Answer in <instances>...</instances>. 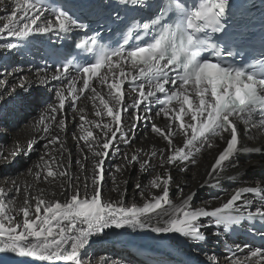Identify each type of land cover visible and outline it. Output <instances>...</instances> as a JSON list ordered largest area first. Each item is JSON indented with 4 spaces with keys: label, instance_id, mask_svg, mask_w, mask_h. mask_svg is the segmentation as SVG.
Masks as SVG:
<instances>
[{
    "label": "snow or ice",
    "instance_id": "6c2138e0",
    "mask_svg": "<svg viewBox=\"0 0 264 264\" xmlns=\"http://www.w3.org/2000/svg\"><path fill=\"white\" fill-rule=\"evenodd\" d=\"M113 6L115 19L119 20L120 8H131L141 12L150 13L147 22L139 25L144 31V37L149 38L142 46L127 47L128 41L118 47L109 48L101 44L103 39L98 32L86 39L90 41L91 47L87 44H80L77 47H85L90 53H95L94 63L89 58H83L85 66L80 69L83 73V88L79 91L91 90L93 99L99 101L101 107H96L95 116L101 118L109 117L111 123H99L88 121L80 109L79 128L82 133L74 137L83 141L81 151L84 148L92 155V167L90 177L85 176L83 194L77 179L76 184L69 182L67 190L63 193L70 198L64 202L60 200H46L41 190L36 196H32L25 189L24 206L19 209L23 215L22 223H17L12 215H8V208L4 200L11 190L5 191L0 188V251L12 252L20 256L37 257L42 261L55 262L64 261L69 264H91V261L84 259L87 247L96 238H102L109 229L123 228H149L154 233H176L194 242H203L207 239L203 232L204 225L201 218H209L210 222L217 227L223 226L227 232L232 226L240 225L243 219L254 220L257 217L264 222V207L257 208L255 213H249L247 217L243 214L234 215L233 212L240 206H247L248 201L243 199L246 193H264V188L238 187L226 202L212 210H205L197 207L189 209L188 205L194 199L196 193H191L187 198L183 197L180 208H175L170 199V184L172 177L167 174H157L151 180L150 186L141 190L140 184L134 185V191H139L140 196L146 202L142 207L133 203L127 206L124 197L127 193L125 188L121 191L117 180V174H123L128 168L139 163L141 172H146L150 167V160L157 153L149 154V159H143L137 152L131 155L125 153L119 163L112 166V191L118 193L120 199H102V189L106 177L105 165L113 147L118 141L130 145L135 138L134 133L139 127L140 121L147 123L151 120V102L163 96L159 100L162 105L157 115L163 114L167 120V127L161 128L156 123L151 124V132L166 141L165 150L160 151L161 166L185 164L181 171L186 170L188 163L195 164V154L202 149H214L217 147V140L224 143V147L218 152L211 170L208 172V179H217L226 165L239 167V161L235 157L241 152H248L247 148L241 146V134L239 125L245 121L251 124L255 113L253 109L259 105V112L264 113V78H259L256 70L258 63L264 75V59L253 64H236V50L244 39V33L237 35H225V25L221 22L225 17L229 0H200L198 7L188 5V0H169L167 8L161 7L159 0H108L105 8ZM81 7L97 11L98 6L86 2ZM45 8L42 0H15L11 14L0 16V20L6 21L0 27V36L7 34L6 38L27 40L32 34L48 33L58 30L63 33H70L74 29L87 27L80 22L79 16L72 8H63L54 12L55 19H43ZM9 9L5 6L4 11ZM174 11L178 19L174 25L164 24V13ZM111 17V13L109 14ZM43 21V22H42ZM215 34H220V40L214 39ZM144 37L137 36V40ZM223 45L221 47L220 45ZM2 47V45H0ZM7 48L14 47L8 43ZM207 54V58H205ZM69 63H57L55 74L51 77H44L39 80L40 85H46L49 80H61L68 72ZM133 71H125V68ZM107 68L109 75H102L100 70ZM8 76H15L16 72H7ZM131 77V79H129ZM95 78L102 86L107 87V99L101 91L92 87L90 81ZM140 78L147 80V84L136 81ZM10 91L7 87L9 81L0 78V119L7 115L6 105L11 104L16 113L29 109L33 103L31 91H25V78ZM132 84L131 92L137 93L133 98L132 119L129 122V129L125 131L123 115L129 112L125 98L128 95L124 91V85ZM175 89L169 91L167 86ZM69 87H72L70 84ZM76 91H69L65 95L63 87L55 89V101L46 103L42 107L39 118L34 125L43 129L47 143L44 145L45 154L40 157H50L35 172L37 179L46 171L45 180L48 178H66L68 172L63 164V154L66 151L59 134L66 130V120L60 114L64 112L68 97L76 98ZM147 104V110L143 115L140 108ZM95 106V105H94ZM264 119V116L261 117ZM90 125L85 128V125ZM264 127V125H260ZM93 127L98 131L94 134ZM53 128L57 129L52 134ZM251 127L248 129L250 132ZM184 137L183 147L174 143V137ZM131 136V139L129 138ZM50 137V138H49ZM55 145H59L56 148ZM33 143L27 144V149L32 150ZM22 149L12 151L9 155L14 160L22 154ZM118 151V150H117ZM257 154L264 156V148L256 149ZM59 153L61 159H56L55 153ZM5 164L12 161L3 156ZM87 156L84 159L87 160ZM83 172L88 169L84 163L77 161ZM260 163H264L261 161ZM57 165L54 171L50 166ZM64 169V170H60ZM31 171V170H29ZM91 180L89 189L88 180ZM264 183V182H262ZM208 180L203 186H207ZM151 189H161V194L148 193ZM64 188V185H61ZM15 191L19 193L20 188ZM264 200V195L260 197ZM35 201L34 213L33 205ZM165 206L174 208L170 213V219L151 226L146 222L147 217L163 210ZM43 213V214H42ZM33 216L35 218H33ZM5 222H8L7 225ZM219 233H216L218 235ZM247 247V246H245ZM260 257L257 264H264V251L257 249L251 252V258L255 260ZM213 261L215 257H209ZM218 264V261H217ZM231 264H242L238 259L231 260Z\"/></svg>",
    "mask_w": 264,
    "mask_h": 264
},
{
    "label": "bare ground",
    "instance_id": "6f19581e",
    "mask_svg": "<svg viewBox=\"0 0 264 264\" xmlns=\"http://www.w3.org/2000/svg\"><path fill=\"white\" fill-rule=\"evenodd\" d=\"M14 3L15 0H0V16L10 15ZM5 6L9 9L7 12L4 11ZM42 14L44 20L55 19V16L49 14L46 10H43ZM4 22L6 21L0 20V27L3 26ZM58 32V30H53L48 33H34L27 40L6 38V33L0 36V45H2L0 47V78L9 81L7 85L9 91L17 87L21 82L20 78L23 77L25 78V91H31L32 93L33 103L31 110L34 108V110H38L35 104L39 103L40 98L49 99L43 103L44 105L32 117L29 116L31 111L30 114L28 111L16 113L13 106L8 104L5 106L8 110L7 115L3 119H0V153L12 161L10 164H5L4 159L0 157V188H3L5 191L11 190L9 195L5 197L4 203L8 208L7 214L12 215L17 223H22L23 221V215L19 209L24 206L25 189L32 196H36L42 190L46 200H60L64 202L70 198V193L69 195L63 194L67 190L69 182L76 184L78 179L81 194H83L85 176L90 177L91 173L92 155L87 152L86 148L81 151L83 141L74 139V137H79L83 134L79 128L81 124L79 120L80 109L84 110L83 114L88 121H96L101 124L111 123L109 117L105 116L101 120V118L95 116L96 107L102 108V106L99 105L98 100L93 99L91 90H86L84 93L79 91L82 88L83 82L81 76L66 73L61 80H49L46 85L39 84L41 78L51 77L55 74L56 69L47 66L45 50L42 47L47 43H53ZM8 43H12L14 47L11 49L7 48ZM13 71L16 72L15 76L6 75L7 72ZM101 74H108L107 68ZM108 75L110 82V74ZM70 84L72 87H69ZM91 85L98 91H101L106 99L108 98L106 85L102 86L96 79L91 82ZM60 87L65 89L66 97L69 91L75 90L77 93L75 100L68 97L64 112L60 114L62 118H65L67 125L66 130L59 134V138L66 149L62 162L66 167L68 176L66 178L57 177L55 179L50 177L48 180H45V171L37 179L35 172L40 171V169L36 165L40 164L43 167L45 162L50 161V157H45V161L40 160V157L45 154L44 145L47 143V138H45L42 128L37 130L38 126L34 125V121L39 118L41 109L46 106V103L55 101V89ZM0 91H3V89L0 88ZM125 92L128 93L125 98L126 105L132 104L136 94L130 91ZM46 96H51V98ZM147 107V104H145L140 108L141 115L144 114ZM159 110L160 107L151 102V120L147 123L143 120L140 121L139 127L134 133L135 138L132 139L131 144L126 145L122 141H118L115 147L112 148L105 165L106 177L102 199L113 201L120 199L118 193L112 191L114 187L112 166L121 161L123 154L127 153L131 155L137 151L141 157V161L149 159V154L152 152H156L157 155L151 158L150 167L146 172L142 173L139 163H137L124 171L123 174H117L121 191H124L125 188L124 181L128 183L129 180H132V185L128 188L124 197L129 207L133 203L138 207H142L146 202L145 198L140 196L139 191H134V185L140 184L141 190H144L146 186H150L151 180L157 174L165 175V169H167V174L172 177L169 195L175 208H180L183 203L181 193H183L184 198H187L193 192L199 194V198L194 197L190 201L188 205L189 209L194 210L197 207H203L205 210L210 211L226 202L238 187H246L247 185L264 187V183H262L264 182V163H260L264 161V156L257 154L255 151L256 149L264 148V134L257 127L255 119L246 118V120L251 119V124L242 121L239 125L241 146L247 148L249 151L241 152L235 157V160L239 161V167L226 165L217 181V179L209 180L208 172L211 170V165L214 163L218 152L225 146L219 140L216 142V148L208 149L205 147L195 154L196 163H188L185 171H181V168H184L185 164L172 166L165 164L161 166V156L159 153L161 150H165L167 142L151 132V124L153 122L161 128L167 127V120L163 114L157 115ZM133 111L135 110L129 109V112L123 115L125 131L129 129V122L132 119ZM12 125L14 126L12 127ZM89 126L86 124L85 128ZM250 127L252 130L249 132L248 129ZM93 131L95 134L98 130L93 127ZM57 132L58 130L53 128L52 134H56ZM129 138L131 139V136ZM29 142L34 145L32 150L27 149ZM174 143L178 147H183L184 137L182 135L174 137ZM36 147L41 148L37 154L35 151ZM55 147L59 148V145H55ZM17 149H22V154L13 160L9 154ZM74 149L77 153L79 152V155L74 153ZM85 155L88 157L87 160L84 159ZM55 156L58 161L61 159L58 152L55 153ZM77 161L84 163L88 171L83 172ZM50 166L54 171L57 170L56 164H51ZM131 173L133 174L131 175ZM206 180H208V184L207 186H203ZM62 184L64 188H61ZM88 185L90 189V179L88 180ZM16 187L21 189L19 193L15 191ZM149 192L158 195L161 194V189H151L148 187L146 196H148ZM261 195L264 194H245L243 199L248 201V205L240 206L238 202V207L242 209L264 207V200L260 198ZM30 203L33 205L32 212L34 213L35 201H30ZM173 212L174 208L165 206L163 210L147 217L146 222L150 223L151 226H157L158 223H163L164 220L170 219L169 214ZM33 218L35 217L33 216ZM7 223L5 222L6 225ZM201 224L205 226L202 230L207 237L203 242H194L176 233H154L151 231V227L109 229L102 238H96L92 241L90 246L87 247L84 259L91 261V264H177L180 259V255L178 254L180 252L187 256L193 255L203 263L217 264L218 261V264H230L231 260L238 259L242 264H257L260 257L253 260L251 252L257 249L264 251V247L256 248L247 245L239 239H229L217 226L210 222L209 218H201ZM216 233L219 234L216 235ZM141 238L150 239L159 244L143 246L139 242ZM209 257H215L216 259L209 261ZM0 264H53V262L42 261L37 257L20 256L16 253L0 251ZM55 264H69V262L57 261Z\"/></svg>",
    "mask_w": 264,
    "mask_h": 264
},
{
    "label": "rangeland",
    "instance_id": "374dc122",
    "mask_svg": "<svg viewBox=\"0 0 264 264\" xmlns=\"http://www.w3.org/2000/svg\"><path fill=\"white\" fill-rule=\"evenodd\" d=\"M46 97H50L51 98V96H46ZM49 99H45V98H40L39 99V103H37V104H35V107H37L38 108V110H39V108L42 106V105H44L43 103L44 102H47ZM51 102V101H50ZM35 109V108H34ZM31 110V107L29 108V109H27L26 111H28L29 112V114H30V111H31V114L29 115V116H33L35 113H37L38 112V110ZM14 125H12V127H13ZM41 148H37L36 147V154L38 153V150H40ZM74 151V153H76V155H79L78 153H77V151L74 149L73 150ZM73 151H72V153H73ZM82 157V156H81ZM0 169H1V165H0ZM135 170V169H134ZM133 173H131V175H132ZM129 183V184H128ZM128 183H127V185H126V188H127V190H128V188H130L131 187V185H132V180H129L128 181ZM104 193V190L102 189V194ZM202 193V192H201ZM199 196V194L198 193H196V195H195V198H199L198 197ZM150 198V197H149Z\"/></svg>",
    "mask_w": 264,
    "mask_h": 264
}]
</instances>
